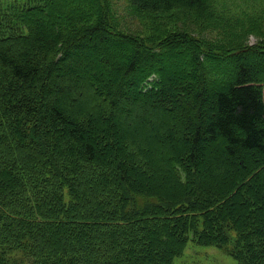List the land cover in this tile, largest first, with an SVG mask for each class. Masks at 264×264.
I'll list each match as a JSON object with an SVG mask.
<instances>
[{"label": "trees", "instance_id": "16d2710c", "mask_svg": "<svg viewBox=\"0 0 264 264\" xmlns=\"http://www.w3.org/2000/svg\"><path fill=\"white\" fill-rule=\"evenodd\" d=\"M191 241L264 264V0H0V264Z\"/></svg>", "mask_w": 264, "mask_h": 264}, {"label": "rangeland", "instance_id": "374dc122", "mask_svg": "<svg viewBox=\"0 0 264 264\" xmlns=\"http://www.w3.org/2000/svg\"><path fill=\"white\" fill-rule=\"evenodd\" d=\"M250 42L255 44V38H251ZM207 67H215V63H209ZM230 236L232 238L231 244L224 249L228 250L234 246L236 235L231 233ZM204 245V243L189 242L185 252L175 259V264H238L233 257L222 250L223 248Z\"/></svg>", "mask_w": 264, "mask_h": 264}]
</instances>
